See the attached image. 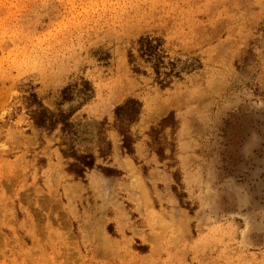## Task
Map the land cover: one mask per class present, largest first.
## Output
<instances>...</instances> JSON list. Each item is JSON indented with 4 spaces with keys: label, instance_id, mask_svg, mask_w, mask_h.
I'll list each match as a JSON object with an SVG mask.
<instances>
[{
    "label": "rangeland",
    "instance_id": "obj_1",
    "mask_svg": "<svg viewBox=\"0 0 264 264\" xmlns=\"http://www.w3.org/2000/svg\"><path fill=\"white\" fill-rule=\"evenodd\" d=\"M82 80L72 121L104 122L111 154L76 178L28 99L54 112ZM0 264H264V0H0Z\"/></svg>",
    "mask_w": 264,
    "mask_h": 264
},
{
    "label": "trees",
    "instance_id": "obj_2",
    "mask_svg": "<svg viewBox=\"0 0 264 264\" xmlns=\"http://www.w3.org/2000/svg\"><path fill=\"white\" fill-rule=\"evenodd\" d=\"M138 46V57L152 67L157 83L162 88L167 87L173 70L168 73L161 72L164 64L160 49L161 42L156 38L145 36L138 40ZM134 62V57L129 54V63L133 67V72L138 74L141 71L134 67ZM93 97L94 90L91 84L82 80L80 84L69 85L61 90L60 101L54 112L45 108L35 94H30L28 99V108L34 107L29 113L34 127L47 135L58 131L60 153L65 159L70 160L67 172L76 178H83L96 166L98 159L106 161L111 154V143L106 136L104 122L96 125L93 139L88 141L79 135L80 124L72 121V117ZM64 105L68 106L66 110L62 109ZM141 110L142 104L132 98L125 100L114 110V129L121 138L122 149L130 155L133 153L135 143L130 128L138 122ZM81 147L83 149H79Z\"/></svg>",
    "mask_w": 264,
    "mask_h": 264
}]
</instances>
